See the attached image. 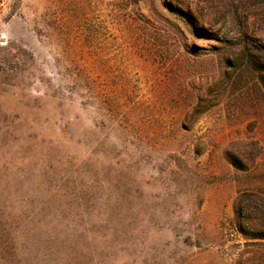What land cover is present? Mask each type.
Masks as SVG:
<instances>
[{
	"label": "rangeland",
	"instance_id": "1",
	"mask_svg": "<svg viewBox=\"0 0 264 264\" xmlns=\"http://www.w3.org/2000/svg\"><path fill=\"white\" fill-rule=\"evenodd\" d=\"M261 231L264 0H0V264H264Z\"/></svg>",
	"mask_w": 264,
	"mask_h": 264
},
{
	"label": "trees",
	"instance_id": "2",
	"mask_svg": "<svg viewBox=\"0 0 264 264\" xmlns=\"http://www.w3.org/2000/svg\"><path fill=\"white\" fill-rule=\"evenodd\" d=\"M254 66V68H256L257 67V65H253ZM233 164H235V166H237L238 167V162L236 161V159H233ZM248 236V238H250V239H264V231H261V232H254V233H251V234H249V235H247ZM250 260H251V258H249ZM248 259V260H249Z\"/></svg>",
	"mask_w": 264,
	"mask_h": 264
}]
</instances>
